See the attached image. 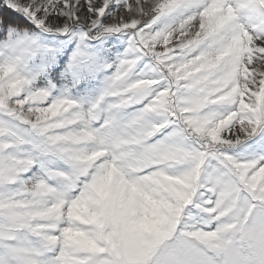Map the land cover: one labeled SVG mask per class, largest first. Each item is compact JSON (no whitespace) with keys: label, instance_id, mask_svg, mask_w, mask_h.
I'll use <instances>...</instances> for the list:
<instances>
[{"label":"snow or ice","instance_id":"1","mask_svg":"<svg viewBox=\"0 0 264 264\" xmlns=\"http://www.w3.org/2000/svg\"><path fill=\"white\" fill-rule=\"evenodd\" d=\"M0 264H264V0H0Z\"/></svg>","mask_w":264,"mask_h":264}]
</instances>
